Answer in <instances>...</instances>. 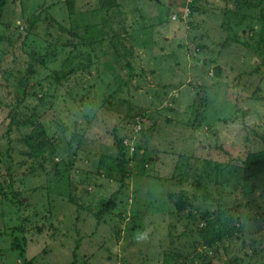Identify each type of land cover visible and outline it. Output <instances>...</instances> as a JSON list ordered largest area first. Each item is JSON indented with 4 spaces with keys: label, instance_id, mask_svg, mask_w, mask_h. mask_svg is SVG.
<instances>
[{
    "label": "rangeland",
    "instance_id": "374dc122",
    "mask_svg": "<svg viewBox=\"0 0 264 264\" xmlns=\"http://www.w3.org/2000/svg\"><path fill=\"white\" fill-rule=\"evenodd\" d=\"M262 161L264 0H0V264H264Z\"/></svg>",
    "mask_w": 264,
    "mask_h": 264
},
{
    "label": "trees",
    "instance_id": "16d2710c",
    "mask_svg": "<svg viewBox=\"0 0 264 264\" xmlns=\"http://www.w3.org/2000/svg\"><path fill=\"white\" fill-rule=\"evenodd\" d=\"M15 119H16L15 116H12V121H15ZM114 131H115V129H114ZM114 131L112 132L113 138H114L118 153L120 154V158L118 160L117 166H118V169L120 171L121 180H124L129 175V172L125 167L126 162H127V158L124 154V143L122 142V139L119 138L116 135V132H114ZM26 141L29 145V148L33 149V151L34 150L37 151L39 149L40 150L42 149L41 146H42L43 142H39V144H38V140H36V139L34 140V138L32 136H28L26 138ZM262 162H264V161H262ZM182 205H184V204H182ZM180 207H182V206H180ZM227 210L228 209L219 210L222 213L220 216H217L215 218L212 217L207 221L205 228L201 232V236H202V238L206 244L214 245L216 243V241L218 239H220V236L223 235V231L225 230V227H226L225 222L227 219V217H226L227 216ZM217 243H219V242H217ZM217 243L215 245H218ZM198 256H201V254H198Z\"/></svg>",
    "mask_w": 264,
    "mask_h": 264
}]
</instances>
